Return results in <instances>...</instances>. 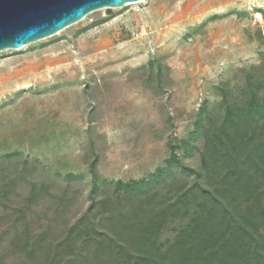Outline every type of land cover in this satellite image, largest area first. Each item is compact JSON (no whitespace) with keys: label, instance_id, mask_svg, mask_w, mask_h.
<instances>
[{"label":"rangeland","instance_id":"374dc122","mask_svg":"<svg viewBox=\"0 0 264 264\" xmlns=\"http://www.w3.org/2000/svg\"><path fill=\"white\" fill-rule=\"evenodd\" d=\"M252 88L264 97V0H149L96 11L0 53L3 264L21 261L10 226L33 186L30 232L58 234L89 205L91 164L100 199L113 200L118 183L153 181L174 153L184 157L180 147L204 106L219 118L227 103L243 106ZM183 162L198 168L199 152ZM178 184L167 174L155 190Z\"/></svg>","mask_w":264,"mask_h":264},{"label":"trees","instance_id":"16d2710c","mask_svg":"<svg viewBox=\"0 0 264 264\" xmlns=\"http://www.w3.org/2000/svg\"><path fill=\"white\" fill-rule=\"evenodd\" d=\"M180 149L184 157L174 153L153 181L118 183L113 200L100 199L91 164L89 205L58 234L30 232L33 186L10 226L19 264H264V97L249 89L243 106L227 103L219 118L204 106ZM194 150L200 163L191 169L183 160ZM167 174L179 184L160 193L155 186ZM185 220L172 241L160 242L166 228Z\"/></svg>","mask_w":264,"mask_h":264},{"label":"water","instance_id":"95a60500","mask_svg":"<svg viewBox=\"0 0 264 264\" xmlns=\"http://www.w3.org/2000/svg\"><path fill=\"white\" fill-rule=\"evenodd\" d=\"M149 0H0V53L51 38L89 14Z\"/></svg>","mask_w":264,"mask_h":264}]
</instances>
